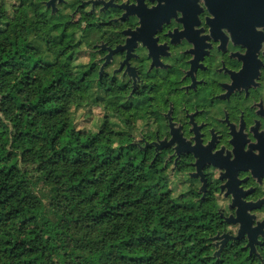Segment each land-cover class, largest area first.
<instances>
[{"label":"trees","instance_id":"obj_1","mask_svg":"<svg viewBox=\"0 0 264 264\" xmlns=\"http://www.w3.org/2000/svg\"><path fill=\"white\" fill-rule=\"evenodd\" d=\"M16 2L0 0V264H264L215 257L212 206H185L116 129L120 83L77 63L88 31ZM87 105L96 132L72 121Z\"/></svg>","mask_w":264,"mask_h":264},{"label":"flooded vegetation","instance_id":"obj_2","mask_svg":"<svg viewBox=\"0 0 264 264\" xmlns=\"http://www.w3.org/2000/svg\"><path fill=\"white\" fill-rule=\"evenodd\" d=\"M51 1L88 31L97 78L120 83L140 159L179 180L185 206H212L215 257L264 263V18L236 0Z\"/></svg>","mask_w":264,"mask_h":264},{"label":"rangeland","instance_id":"obj_3","mask_svg":"<svg viewBox=\"0 0 264 264\" xmlns=\"http://www.w3.org/2000/svg\"><path fill=\"white\" fill-rule=\"evenodd\" d=\"M16 0H8V3L11 5H14ZM17 4V2H16ZM87 50L84 48L82 52L81 58L77 61V63H86L87 62ZM105 116V110L102 107H96L92 105L82 106L79 109H73L71 111V118L74 123V125L79 129L83 131L88 132H96L98 128L100 127L103 117ZM112 121L116 127V129L120 130V132L124 130H132L131 123L128 120L127 124L125 126L120 123V120L114 116L112 118ZM178 179H172L170 182H168V189L170 192H172L174 197H178L184 189L181 188L178 184Z\"/></svg>","mask_w":264,"mask_h":264},{"label":"water","instance_id":"obj_4","mask_svg":"<svg viewBox=\"0 0 264 264\" xmlns=\"http://www.w3.org/2000/svg\"><path fill=\"white\" fill-rule=\"evenodd\" d=\"M52 0L49 4L53 3ZM48 4V5H49ZM248 5L247 11L250 12L254 20L259 18H264V0H236L237 9L241 10V5ZM103 70V66L100 68V73ZM214 240V238H213ZM219 252H216L214 256L218 255Z\"/></svg>","mask_w":264,"mask_h":264}]
</instances>
